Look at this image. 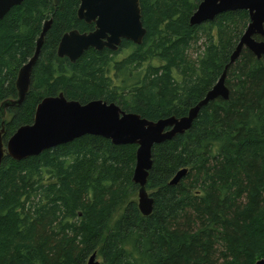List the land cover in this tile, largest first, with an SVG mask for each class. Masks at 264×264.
<instances>
[{
    "label": "trees",
    "instance_id": "obj_1",
    "mask_svg": "<svg viewBox=\"0 0 264 264\" xmlns=\"http://www.w3.org/2000/svg\"><path fill=\"white\" fill-rule=\"evenodd\" d=\"M143 44L117 52L89 49L59 58L62 37L89 33L80 0H24L0 20V108L18 97L20 69L33 57L28 96L0 111L4 143L34 121L37 105L63 94L103 100L149 121L186 116L217 83L250 22L227 12L191 26L202 0H139ZM257 40H261L256 37ZM129 50L124 58L117 57ZM196 51V52H195ZM195 53V55H194ZM228 101L201 109L191 129L156 145L147 190L150 216L133 183L136 145L84 136L42 154L0 165V264H256L264 258V57L244 49L229 67ZM187 169L177 185L170 182Z\"/></svg>",
    "mask_w": 264,
    "mask_h": 264
},
{
    "label": "water",
    "instance_id": "obj_2",
    "mask_svg": "<svg viewBox=\"0 0 264 264\" xmlns=\"http://www.w3.org/2000/svg\"><path fill=\"white\" fill-rule=\"evenodd\" d=\"M24 0H0V20ZM247 11L250 22L238 45L230 57L217 83L205 97L192 107L186 116H171L157 121H149L138 114L127 113L115 103L93 100L86 104L67 100L61 93L46 97L37 105L31 125L20 127L4 143L5 128L0 130V165L5 157L22 161L34 157L60 145L73 142L84 136H99L110 140L114 145H136V165L132 181L138 186V208L145 217L154 208V199L147 190L149 172L153 166L152 151L156 145L171 141L189 131L202 108L218 99L228 101L230 91L226 86L227 72L241 56L249 50L261 60L264 57V0H202L189 19L191 26H200L214 21L227 12ZM78 19L87 24H95L90 33L73 30L60 40L57 54L76 63L89 49L101 52L105 49L117 52L124 41L137 46L143 44L147 30L142 22L139 0H80ZM52 20L46 21L37 39L33 57L19 71L16 87L18 97L2 103L0 111L3 120L6 110L20 106L26 100L33 69L36 65L45 36ZM259 37L261 40H257ZM188 170L179 171L170 182L177 185L187 175ZM87 264H101L94 253ZM256 264H264V258Z\"/></svg>",
    "mask_w": 264,
    "mask_h": 264
},
{
    "label": "rangeland",
    "instance_id": "obj_3",
    "mask_svg": "<svg viewBox=\"0 0 264 264\" xmlns=\"http://www.w3.org/2000/svg\"><path fill=\"white\" fill-rule=\"evenodd\" d=\"M129 52V50H122V52L119 54V56L117 57L118 59H121V58H124L125 56H126V54ZM196 52V51H195ZM194 55H195V53H194ZM196 56V55H195ZM150 193V192H149ZM135 198V200L136 201H138V195L136 194V196L134 197ZM97 259L101 262V263H103V261L100 259V258H98L97 257Z\"/></svg>",
    "mask_w": 264,
    "mask_h": 264
},
{
    "label": "flooded vegetation",
    "instance_id": "obj_4",
    "mask_svg": "<svg viewBox=\"0 0 264 264\" xmlns=\"http://www.w3.org/2000/svg\"><path fill=\"white\" fill-rule=\"evenodd\" d=\"M79 6H80V5H79ZM47 21H49V20H47ZM45 22H46V21H45ZM45 22H44V23H45ZM83 22H84V21H83ZM86 24H87V23H86ZM92 24H94V23H92ZM43 25H44V24H43ZM42 28H43V27H42ZM94 30H95V24H94ZM94 30H93V31H94ZM93 31H91V32H93ZM41 32H42V31H41ZM89 33H90V32H89ZM57 55H58V54H57ZM58 57H59V56H58ZM59 58H60V57H59ZM65 59H67V58H65ZM67 60H68V59H67Z\"/></svg>",
    "mask_w": 264,
    "mask_h": 264
},
{
    "label": "bare ground",
    "instance_id": "obj_5",
    "mask_svg": "<svg viewBox=\"0 0 264 264\" xmlns=\"http://www.w3.org/2000/svg\"><path fill=\"white\" fill-rule=\"evenodd\" d=\"M191 17V16H190Z\"/></svg>",
    "mask_w": 264,
    "mask_h": 264
}]
</instances>
